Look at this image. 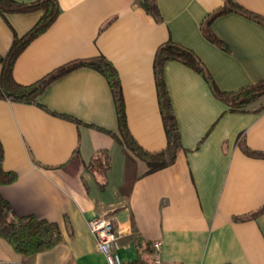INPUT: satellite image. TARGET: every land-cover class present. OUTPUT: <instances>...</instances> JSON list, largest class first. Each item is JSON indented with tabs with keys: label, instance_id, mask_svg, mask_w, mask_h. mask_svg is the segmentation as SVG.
I'll use <instances>...</instances> for the list:
<instances>
[{
	"label": "crops",
	"instance_id": "0c3cea01",
	"mask_svg": "<svg viewBox=\"0 0 264 264\" xmlns=\"http://www.w3.org/2000/svg\"><path fill=\"white\" fill-rule=\"evenodd\" d=\"M139 1L58 0L56 20L18 56L13 75L30 84L68 61L105 56L118 72L131 134L143 149L159 151L166 140L153 77L157 46L171 39L192 49L230 92L264 80V26L235 12L218 16L211 30L224 51L200 28L223 0H156L161 20ZM236 1L264 15V0ZM40 14L0 15L1 55L13 30L24 34ZM164 80L182 148L170 165L144 175L147 165L137 159L140 176L127 191L120 187L133 174L107 132L117 128L116 110L98 71H70L38 103L0 98L3 166L17 174L0 194L16 213L58 223L63 235L29 258L0 238V264H107L88 228L100 215L121 232L124 264H152L156 241L166 264H264V211L251 215L264 204V158L244 152L264 151V108L254 111L264 96L250 111H231L198 72L175 60L164 64Z\"/></svg>",
	"mask_w": 264,
	"mask_h": 264
},
{
	"label": "trees",
	"instance_id": "16d2710c",
	"mask_svg": "<svg viewBox=\"0 0 264 264\" xmlns=\"http://www.w3.org/2000/svg\"><path fill=\"white\" fill-rule=\"evenodd\" d=\"M139 4L154 19L161 20L156 0H140ZM33 11L41 12L38 20L22 35H18L13 30V37L8 50L3 55L0 54V98L11 102L38 103V97L52 81L72 70L89 67L102 74L111 90L117 117L116 130H107V132L120 146L121 152L125 157L126 170L129 172L130 169L133 174L132 177H129V174L126 173V179L120 187L124 188L122 191L129 190L131 183L140 175L148 174L170 165L182 148L178 123L172 110L164 80V64L167 61L175 60L181 62L198 72L205 79L214 96L224 102L231 111H250L248 105L264 96V80L230 92L220 90L206 65L192 49L168 39L157 46L153 58L156 97L166 142L162 150L147 151L139 145L129 130L119 75L112 62L105 56L98 55L68 61L30 84H21L15 80L13 70L18 56L34 39L46 32L54 23L60 12V6L58 0H34L30 2L0 0V15L4 18L6 13H28ZM230 12L241 14L264 26V15L245 8L236 0H223L221 6L207 13L200 24V28L207 40L224 51L229 50L228 45L212 32L211 24L218 16ZM262 108H264V103L254 109V111H259ZM244 152L249 156L264 158V151H256L249 147H244ZM99 154L108 160L107 150L102 149ZM137 159L144 161L147 165V169L140 175H136L134 170ZM3 160L4 148L0 141V185L10 184L17 178V174L14 171L4 168ZM263 211L264 204L253 211L251 215H256ZM0 238L4 239L17 254L24 258L50 250L63 241L62 231L58 223L45 218H38L35 215H20L16 213L1 194ZM133 263L137 264L138 260Z\"/></svg>",
	"mask_w": 264,
	"mask_h": 264
},
{
	"label": "built area",
	"instance_id": "2783aa9c",
	"mask_svg": "<svg viewBox=\"0 0 264 264\" xmlns=\"http://www.w3.org/2000/svg\"><path fill=\"white\" fill-rule=\"evenodd\" d=\"M88 228L93 236L96 249L101 252L107 264H124L117 250L120 247L121 232L114 230L113 219L107 215L94 216L88 220ZM152 264H166L160 256V242L152 245Z\"/></svg>",
	"mask_w": 264,
	"mask_h": 264
}]
</instances>
